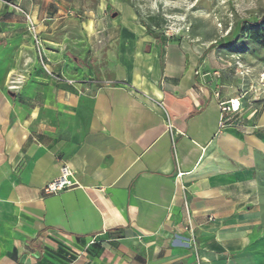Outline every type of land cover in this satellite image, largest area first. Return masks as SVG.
<instances>
[{
  "label": "crops",
  "instance_id": "0c3cea01",
  "mask_svg": "<svg viewBox=\"0 0 264 264\" xmlns=\"http://www.w3.org/2000/svg\"><path fill=\"white\" fill-rule=\"evenodd\" d=\"M107 32L97 87L36 74L15 101L0 62V264H264L259 94L210 45ZM65 165L78 186L44 195Z\"/></svg>",
  "mask_w": 264,
  "mask_h": 264
},
{
  "label": "rangeland",
  "instance_id": "374dc122",
  "mask_svg": "<svg viewBox=\"0 0 264 264\" xmlns=\"http://www.w3.org/2000/svg\"><path fill=\"white\" fill-rule=\"evenodd\" d=\"M263 16L264 0H0V62L17 82H6L15 101L43 85L33 81L36 74L60 81L68 69L69 84L97 87L116 40L108 26L144 25L163 40L210 45L220 73L248 81L242 92L258 93L264 104V48L241 33Z\"/></svg>",
  "mask_w": 264,
  "mask_h": 264
},
{
  "label": "built area",
  "instance_id": "2783aa9c",
  "mask_svg": "<svg viewBox=\"0 0 264 264\" xmlns=\"http://www.w3.org/2000/svg\"><path fill=\"white\" fill-rule=\"evenodd\" d=\"M33 33H35V39L37 40V43L40 45V43L38 42L37 39V33H36V29L33 26L32 28ZM11 83H17V82H11ZM16 89V86L12 87L11 90ZM240 107H241V103L239 101V99H231L226 103H222L221 104V127H225V116L224 114L226 112H233L236 113L238 111H240ZM173 128L172 126V122L171 120L168 118L167 120V129L171 130ZM179 176H181V174H179ZM78 186V183L74 180L73 177V173L71 171V169L69 168V166L65 165L62 167L60 175L54 179L53 181H51L50 183H48L47 185H45L43 187V193L46 196H51V195H57L63 191H66L68 189H72ZM96 243V239L92 240L90 245H93Z\"/></svg>",
  "mask_w": 264,
  "mask_h": 264
},
{
  "label": "trees",
  "instance_id": "16d2710c",
  "mask_svg": "<svg viewBox=\"0 0 264 264\" xmlns=\"http://www.w3.org/2000/svg\"><path fill=\"white\" fill-rule=\"evenodd\" d=\"M241 33H247L255 44L264 48V16L256 22L248 23L247 28L242 26Z\"/></svg>",
  "mask_w": 264,
  "mask_h": 264
},
{
  "label": "bare ground",
  "instance_id": "6f19581e",
  "mask_svg": "<svg viewBox=\"0 0 264 264\" xmlns=\"http://www.w3.org/2000/svg\"><path fill=\"white\" fill-rule=\"evenodd\" d=\"M12 77V75H10V78H9V82H11V80L10 79H13V78H11ZM13 84V83H12ZM13 86V85H12ZM17 86V85H16ZM17 88V87H16Z\"/></svg>",
  "mask_w": 264,
  "mask_h": 264
}]
</instances>
